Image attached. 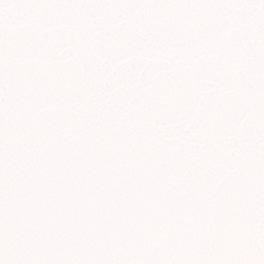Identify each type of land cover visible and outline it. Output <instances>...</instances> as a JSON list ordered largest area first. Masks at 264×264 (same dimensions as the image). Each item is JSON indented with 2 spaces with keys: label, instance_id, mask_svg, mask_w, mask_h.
<instances>
[{
  "label": "snow or ice",
  "instance_id": "obj_1",
  "mask_svg": "<svg viewBox=\"0 0 264 264\" xmlns=\"http://www.w3.org/2000/svg\"><path fill=\"white\" fill-rule=\"evenodd\" d=\"M0 264H264V0H0Z\"/></svg>",
  "mask_w": 264,
  "mask_h": 264
}]
</instances>
